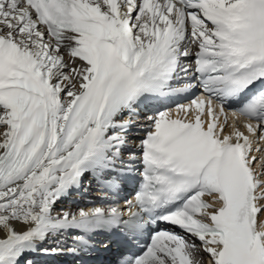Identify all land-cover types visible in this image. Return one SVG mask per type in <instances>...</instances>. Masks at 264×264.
<instances>
[{
  "label": "snow or ice",
  "instance_id": "1",
  "mask_svg": "<svg viewBox=\"0 0 264 264\" xmlns=\"http://www.w3.org/2000/svg\"><path fill=\"white\" fill-rule=\"evenodd\" d=\"M132 241L117 264H264V0H0V264Z\"/></svg>",
  "mask_w": 264,
  "mask_h": 264
},
{
  "label": "bare ground",
  "instance_id": "2",
  "mask_svg": "<svg viewBox=\"0 0 264 264\" xmlns=\"http://www.w3.org/2000/svg\"><path fill=\"white\" fill-rule=\"evenodd\" d=\"M185 102H187V100L183 101V103H185ZM141 109L142 110H140V114L143 115V119L139 118L138 121H140V122L144 121V117L146 115H151V114H154L155 112L161 110L162 104L161 103L143 104V105H141ZM137 129L139 131H135ZM132 133L135 134L136 139L142 138V136H143V131H142V129H139V127H134L132 130ZM85 191H84L85 193L82 195L73 193V195L71 197H69L67 200L58 204L57 208L62 207L65 210L77 211L79 208L87 209V207L98 206L100 203L98 196H100L101 193H100V190L98 189L97 185L92 184V186L88 187ZM119 202L123 203V200L119 201ZM69 243H70V241H69ZM100 247H102V245ZM116 249H117L116 247L112 248L113 251ZM110 250L104 255V259H106V262L104 264H113V262L109 260L110 259V257H109ZM33 256H39V254L37 253V254H34ZM58 258H61V260L65 259L63 255L58 256ZM34 264H51V263L38 260V261L34 262Z\"/></svg>",
  "mask_w": 264,
  "mask_h": 264
},
{
  "label": "rangeland",
  "instance_id": "3",
  "mask_svg": "<svg viewBox=\"0 0 264 264\" xmlns=\"http://www.w3.org/2000/svg\"><path fill=\"white\" fill-rule=\"evenodd\" d=\"M141 119H143V115H141V117H140ZM144 121H141V122H137L138 124H141V123H143ZM140 129V128H139ZM135 131H139L138 129L137 130H135Z\"/></svg>",
  "mask_w": 264,
  "mask_h": 264
}]
</instances>
